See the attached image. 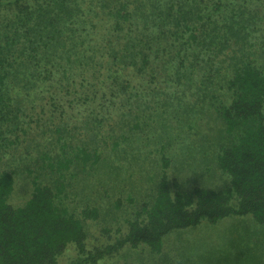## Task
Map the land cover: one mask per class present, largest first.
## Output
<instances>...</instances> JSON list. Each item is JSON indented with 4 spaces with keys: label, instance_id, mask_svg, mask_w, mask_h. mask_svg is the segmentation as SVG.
Here are the masks:
<instances>
[{
    "label": "trees",
    "instance_id": "obj_1",
    "mask_svg": "<svg viewBox=\"0 0 264 264\" xmlns=\"http://www.w3.org/2000/svg\"><path fill=\"white\" fill-rule=\"evenodd\" d=\"M258 19L243 0H0V149L12 143L6 133H26L22 123L33 120H21V106L12 108L19 96L45 94L62 116L66 109L62 99L54 104L59 99L54 88L67 87L95 112L117 104L115 98L134 78L157 68L177 86L193 84L195 72L203 71L214 86L225 88L227 96L215 110L231 137L218 153L230 185L186 191L164 167L153 201L130 220L128 232L93 249L87 248L83 221L59 200L63 183L45 185L33 176L31 196L14 206L16 172L0 170V264H60L70 245L77 246L78 256L69 264H99L126 245L147 244L161 252L171 231L202 221L252 215L264 223V65L251 51L257 43L252 37L263 27ZM230 46L235 55L224 71L216 58ZM199 56L208 57L205 68ZM151 73L150 81L156 75ZM63 129L68 126H56L57 140L66 148L70 136ZM71 148L73 157L65 152L57 161L49 155L45 161L58 171L100 161L85 145ZM83 214L97 216L96 209Z\"/></svg>",
    "mask_w": 264,
    "mask_h": 264
},
{
    "label": "rangeland",
    "instance_id": "obj_2",
    "mask_svg": "<svg viewBox=\"0 0 264 264\" xmlns=\"http://www.w3.org/2000/svg\"><path fill=\"white\" fill-rule=\"evenodd\" d=\"M243 1L259 13L258 20L263 23L252 37L257 43L251 51L253 59L264 65V0ZM234 55L232 46L229 52L221 50L217 65L226 71V60ZM202 57L205 68L208 57ZM151 72L156 75L150 81ZM143 73L147 75L134 78L127 92L120 91L115 98L117 104L95 112L93 105H85L78 92L69 94L67 87L54 88L59 98L54 104L62 99L66 109L62 116L45 94L19 96L12 108L21 106V120H33L22 123L26 133H6L12 143L0 149V170L16 172L10 202L21 206L29 199L34 190L33 176H40L39 181L45 185L63 183L59 200L83 221L87 248L93 249L128 232L130 220L153 201L164 167L170 179H177L186 191L194 186L221 189L230 185V176L219 167L218 153L231 137L215 110V104L226 98V89L214 86L203 71L202 76L195 72L193 84L187 80L188 84L182 86L166 82L160 68ZM139 79L142 86L136 88ZM217 79L222 81V76ZM55 124L68 126L62 133L70 136V146L64 148L63 142H58ZM77 144L87 146L100 161L75 163L63 171L52 169L46 162L47 155L49 161H57L65 152L73 157L71 146ZM87 209H96L97 216L84 215ZM77 256V246L70 245L61 255L60 264H69ZM99 264H264V223L252 215L228 216L213 223L202 221L171 231L164 238L161 252L147 244L136 248L126 245L118 255Z\"/></svg>",
    "mask_w": 264,
    "mask_h": 264
},
{
    "label": "clouds",
    "instance_id": "obj_3",
    "mask_svg": "<svg viewBox=\"0 0 264 264\" xmlns=\"http://www.w3.org/2000/svg\"><path fill=\"white\" fill-rule=\"evenodd\" d=\"M227 178V177H226Z\"/></svg>",
    "mask_w": 264,
    "mask_h": 264
}]
</instances>
